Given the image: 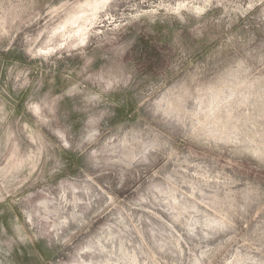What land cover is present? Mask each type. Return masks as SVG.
Segmentation results:
<instances>
[{"label": "rangeland", "instance_id": "374dc122", "mask_svg": "<svg viewBox=\"0 0 264 264\" xmlns=\"http://www.w3.org/2000/svg\"><path fill=\"white\" fill-rule=\"evenodd\" d=\"M0 264H264V0H0Z\"/></svg>", "mask_w": 264, "mask_h": 264}]
</instances>
